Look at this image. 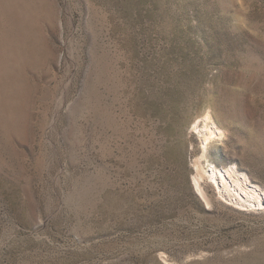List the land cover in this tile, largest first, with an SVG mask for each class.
<instances>
[{"label":"rangeland","instance_id":"obj_1","mask_svg":"<svg viewBox=\"0 0 264 264\" xmlns=\"http://www.w3.org/2000/svg\"><path fill=\"white\" fill-rule=\"evenodd\" d=\"M0 264H264V0H0Z\"/></svg>","mask_w":264,"mask_h":264},{"label":"bare ground","instance_id":"obj_2","mask_svg":"<svg viewBox=\"0 0 264 264\" xmlns=\"http://www.w3.org/2000/svg\"><path fill=\"white\" fill-rule=\"evenodd\" d=\"M195 127V126H194ZM209 134H211V131H209ZM205 137V136H204ZM207 138H204V140H206ZM204 147V146H203ZM200 169V168H199ZM197 172V174H196V176L198 177V171H196ZM200 172V171H199ZM208 177H210L211 179H214L215 178V174H214V172L213 171H211L210 173H208ZM194 184H195V187H196V189L200 192V194L201 195H203L201 192L202 191H200V186H198V180H197V178H194ZM241 186V185H240ZM198 192V193H199Z\"/></svg>","mask_w":264,"mask_h":264},{"label":"water","instance_id":"obj_3","mask_svg":"<svg viewBox=\"0 0 264 264\" xmlns=\"http://www.w3.org/2000/svg\"><path fill=\"white\" fill-rule=\"evenodd\" d=\"M200 191H201V189H200ZM199 192V191H198ZM202 193V192H201Z\"/></svg>","mask_w":264,"mask_h":264}]
</instances>
